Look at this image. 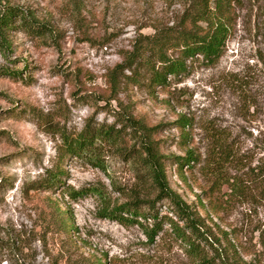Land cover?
I'll use <instances>...</instances> for the list:
<instances>
[{
  "label": "rangeland",
  "instance_id": "1",
  "mask_svg": "<svg viewBox=\"0 0 264 264\" xmlns=\"http://www.w3.org/2000/svg\"><path fill=\"white\" fill-rule=\"evenodd\" d=\"M77 1L0 0V264H194L167 223L148 239L146 206L141 224L106 216L146 196L137 168L113 146L66 150L64 139L88 122L113 124L118 101L156 126L170 187L224 232L236 250L229 256L264 264L263 0H239L215 63L189 58L162 86L149 85L143 69L136 82L132 70L117 71L114 96L107 76L136 39L174 24L184 0ZM9 7L20 13L3 26ZM181 117L191 122L181 127ZM214 136L232 156L218 173ZM188 151L197 157L189 164ZM229 177L239 190L223 183ZM56 205L68 212L69 232L57 225ZM155 207L176 220L167 201Z\"/></svg>",
  "mask_w": 264,
  "mask_h": 264
},
{
  "label": "trees",
  "instance_id": "2",
  "mask_svg": "<svg viewBox=\"0 0 264 264\" xmlns=\"http://www.w3.org/2000/svg\"><path fill=\"white\" fill-rule=\"evenodd\" d=\"M76 2L79 1L73 0L74 5ZM238 2L239 0H184L183 12L174 24L154 26L153 33L136 39L132 50L110 72L107 81L112 96L117 91V71L122 73L125 69L132 70L136 78L132 76L128 80L136 82L143 69L149 75V85L162 86L167 83L168 75L176 76L186 70L185 61L189 58L201 57L206 64L215 63L221 57L225 43L232 33ZM260 7L264 10V0ZM19 13L9 7L2 17V25L5 26ZM118 104L120 110L114 113L113 124L93 126L88 122L74 139H64L66 150L71 154H81L94 145L95 141H101L113 146L119 155L137 168L138 178L144 185L142 192L146 196L141 200L125 201L116 209L107 210L106 216L120 222L134 221L141 224L137 218H147L141 207L144 205L154 220L151 227L146 226L144 229L149 240L162 230L165 222L174 240L185 247L187 256L194 264H243L240 257L229 256V252L236 255V250L227 241L223 243L224 232L215 230L206 223L199 212L170 187L165 171L167 157L156 138V126L149 125L143 117L135 116L120 101ZM180 120L181 127L191 122L184 117ZM211 150L210 166L216 167V173L219 167L232 162V156L227 153L219 136L212 137ZM196 160L194 152L188 151V164ZM217 176L221 178L222 175ZM240 182L238 177L223 179V183L228 184L232 191L239 190ZM161 200L167 201L172 207L176 220L166 215L158 217L155 205ZM56 212L57 225L69 232L72 224L67 210L57 206ZM123 214L129 217H124ZM80 264L103 263L99 259H87V262Z\"/></svg>",
  "mask_w": 264,
  "mask_h": 264
}]
</instances>
